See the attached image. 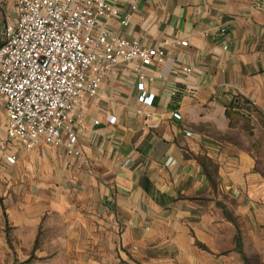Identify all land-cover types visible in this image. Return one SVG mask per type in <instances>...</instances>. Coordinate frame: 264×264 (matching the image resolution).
I'll use <instances>...</instances> for the list:
<instances>
[{"label": "crops", "instance_id": "obj_1", "mask_svg": "<svg viewBox=\"0 0 264 264\" xmlns=\"http://www.w3.org/2000/svg\"><path fill=\"white\" fill-rule=\"evenodd\" d=\"M110 2L131 16L127 27L111 24L112 32L148 48L168 42L164 62L142 68L154 78L146 85L153 105L139 100L136 64L118 66L98 96L75 109L81 157L44 143L30 153L0 150L2 164L11 165L6 158L13 155L12 165L30 172L0 171V257L10 255L2 238L6 221L30 230L31 242L47 210L68 215L62 239L80 264H93L89 253L109 264H202L206 253L219 252L226 230L238 253L237 227L222 206L239 227L245 254L247 242L262 248L264 176L239 145L241 130L231 127L227 112L233 107L250 116L254 132L264 135V0ZM182 64L193 73L184 75ZM175 88L183 93L172 98ZM6 132L2 109L0 138ZM25 177L37 192L32 188L19 212L10 202Z\"/></svg>", "mask_w": 264, "mask_h": 264}, {"label": "built area", "instance_id": "obj_2", "mask_svg": "<svg viewBox=\"0 0 264 264\" xmlns=\"http://www.w3.org/2000/svg\"><path fill=\"white\" fill-rule=\"evenodd\" d=\"M14 3L15 22L7 23L0 42V110L7 115L2 150L5 144H13L17 151L30 153L44 143L63 147L73 158L81 157L78 144L82 129L75 109L84 98L97 97L108 72L118 66L136 64L139 100L153 105L154 95L148 94L146 85L154 78H146L142 68L163 63L168 42L148 48L112 32L111 24L127 27L131 16L110 0ZM180 45L188 47L187 42ZM181 70L187 76L193 73L186 64ZM182 93L175 88L170 96ZM174 117L182 119L178 113ZM110 122L115 123L116 118ZM6 159L9 164L16 163L13 155Z\"/></svg>", "mask_w": 264, "mask_h": 264}, {"label": "rangeland", "instance_id": "obj_3", "mask_svg": "<svg viewBox=\"0 0 264 264\" xmlns=\"http://www.w3.org/2000/svg\"><path fill=\"white\" fill-rule=\"evenodd\" d=\"M8 22H15V6L14 0H0V42L3 38L4 28ZM243 114V113H242ZM245 115V114H244ZM241 132L236 135V139L239 145H242L245 151L252 153L256 157V170L264 176V135H260L254 132V127L252 126V122L250 116L245 115L244 119L241 121H237ZM5 136V135H4ZM3 137L0 138V150L2 151V142ZM14 148L13 145L5 144V150ZM22 152V151H21ZM19 155H17L18 159ZM6 166V167H5ZM18 166V161L16 165H6L0 162V171L4 168L6 170H15V176H24L28 175L30 172L25 169H16ZM14 176V177H15ZM28 177L25 179H21L20 181V193L16 197L13 196L10 203L14 205L19 212H21V204L25 199H27V195L29 192H32V188L37 192L36 187L32 186ZM25 198V199H24ZM3 205V199L0 200ZM23 202V203H24ZM11 206V205H10ZM31 209H35L34 204H29ZM234 209H236V204H234ZM7 220V216L5 217ZM69 221L68 215H59L58 213L51 214L46 211L45 216L42 218L41 224L38 226L36 235L31 238V242L29 241V232L27 229H19L14 226L13 223H8L6 221L4 228L2 229V233L4 235L3 242L10 250V255L5 260L4 256L0 257V264H80V258L72 253H68L67 249L69 246L66 245L64 238L62 239L63 223ZM65 224V225H66ZM227 239L220 243L218 246L219 252L212 254H205V258L203 261H199L202 264H245L241 256L235 252L233 249L234 242H232V230H226L225 232ZM36 244V245H35ZM77 242L75 240L72 241V249H75ZM4 246V245H3ZM34 246L36 249L34 250ZM2 245L0 244V249ZM233 250V254H228L227 256H220V252L224 250ZM246 255L249 260V264H264V246L262 248H258V246L254 245L252 241L247 242L245 245ZM90 257H96L93 260V264H109L107 261L104 262L103 256L99 254L89 253ZM234 255V257H230ZM81 257V256H80ZM200 257V256H199ZM226 257V258H224ZM129 258V257H128ZM85 259L83 256L81 260ZM88 261H86L87 263ZM148 264L146 260L141 261H132V264ZM130 264L129 262L124 261H116L114 264Z\"/></svg>", "mask_w": 264, "mask_h": 264}, {"label": "trees", "instance_id": "obj_4", "mask_svg": "<svg viewBox=\"0 0 264 264\" xmlns=\"http://www.w3.org/2000/svg\"><path fill=\"white\" fill-rule=\"evenodd\" d=\"M237 109H240L241 107H237V105L235 106ZM228 118L231 121V127L232 128H237L238 125L236 124V122L239 120H243L245 115L242 114L241 112L235 110V108H231V110H229L227 112ZM222 209L224 210V213L226 215V217L230 220H232L234 222V224L237 227V237H236V250L238 251V253L242 256L244 263L245 264H249V260L248 257L246 256L244 249H243V243H242V239H241V232L239 230V227L237 226L236 221L232 218V216L230 215V213L226 210V208L224 206H222ZM36 245V244H35ZM36 249V246H34V250Z\"/></svg>", "mask_w": 264, "mask_h": 264}]
</instances>
